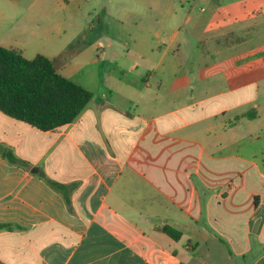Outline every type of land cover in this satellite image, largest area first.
<instances>
[{"label":"crops","instance_id":"0c3cea01","mask_svg":"<svg viewBox=\"0 0 264 264\" xmlns=\"http://www.w3.org/2000/svg\"><path fill=\"white\" fill-rule=\"evenodd\" d=\"M0 46L92 93L0 109V264H264V0H0Z\"/></svg>","mask_w":264,"mask_h":264},{"label":"trees","instance_id":"16d2710c","mask_svg":"<svg viewBox=\"0 0 264 264\" xmlns=\"http://www.w3.org/2000/svg\"><path fill=\"white\" fill-rule=\"evenodd\" d=\"M91 97L88 89L57 71L54 59H26L21 49L0 46V109L6 114L48 130L73 121ZM4 227L9 226L0 223ZM162 229L174 238L179 235L169 226Z\"/></svg>","mask_w":264,"mask_h":264},{"label":"rangeland","instance_id":"374dc122","mask_svg":"<svg viewBox=\"0 0 264 264\" xmlns=\"http://www.w3.org/2000/svg\"><path fill=\"white\" fill-rule=\"evenodd\" d=\"M242 260H243L242 258H238L237 259V262H238L237 264H242Z\"/></svg>","mask_w":264,"mask_h":264}]
</instances>
